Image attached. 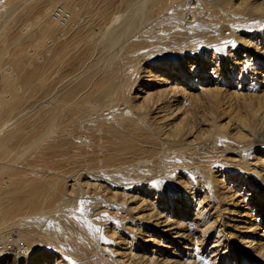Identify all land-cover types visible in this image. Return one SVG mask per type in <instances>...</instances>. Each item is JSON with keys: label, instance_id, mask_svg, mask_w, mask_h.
I'll list each match as a JSON object with an SVG mask.
<instances>
[{"label": "bare ground", "instance_id": "6f19581e", "mask_svg": "<svg viewBox=\"0 0 264 264\" xmlns=\"http://www.w3.org/2000/svg\"><path fill=\"white\" fill-rule=\"evenodd\" d=\"M45 2L49 3L44 4L45 11L39 17L44 18L51 15L52 18L50 14L52 4L49 0ZM23 3L22 1L17 5L4 3L5 6L0 9V13L9 10V7L13 12ZM187 3L192 8L200 6L199 9L189 8L192 16L189 15L188 19L186 18L188 14H182L186 10ZM83 5L86 6V3ZM56 7L55 10L60 8L70 14L69 22L76 16L75 10L69 11L64 5ZM25 11L23 10L24 13ZM17 14L18 11H16ZM119 19L120 16L114 19V23L116 21L120 23L114 24L115 26L110 29L112 31L103 35L104 49L112 54L114 52L113 55L109 52L111 56L109 57V74L101 79L97 86L93 84L86 87L83 84L69 90L61 87L66 91L64 90L59 95L56 94L59 93L60 88H58L59 91L56 90L57 93L55 89L50 90L57 96L55 98H58V101L69 109V114H72L77 121L86 117L89 119L92 113L99 111L103 106H109L114 99L130 94L132 90L140 92L133 96L134 101L141 99L146 102L156 92H153L154 86L158 85L160 89L156 93L167 96L156 103V114L161 121V127L170 129L177 126V123L173 126L172 121L167 122L165 119L169 118L167 116L175 117V121L179 118L180 109H173L171 105V103H180L182 96L179 86L176 83H169L168 79L160 78L162 76L160 74H158L160 76L154 75L152 73L154 71L151 70V72L147 68L148 65L149 67L156 66V68L167 67V72L172 71L173 64L168 66L165 64L167 57L178 58L187 53H196V58L199 60L196 65L189 66L187 71L179 69L176 74L183 81V78L189 75V80L191 79L189 85L192 87L193 83H197L198 79L195 77L197 74L203 77L207 75V78L209 75L220 78L222 71H227L233 80L248 82L252 79L250 75H247L248 71L255 75L260 69L264 73V0H141L129 18L122 19V21ZM55 23L58 26L68 24L61 25L58 21ZM119 31L126 34L133 33V36L130 35L128 38L127 35H118ZM246 33L250 39L241 36ZM0 43L3 47L0 50L7 48L1 36ZM11 45L14 46V43ZM152 49L157 52L151 54ZM211 52L214 55L215 65L206 70V67L210 65L204 63L205 58L207 59ZM4 55L5 53L0 52V61ZM20 60L16 65L24 72L22 79L28 81L35 78L39 72L33 70L28 73L22 57ZM261 79L264 83V75ZM52 93H50L51 96H54ZM124 105L128 111L133 113L135 106H131L129 102ZM16 106L18 108V105L13 103L14 109H17ZM11 112L10 107L0 118H9ZM49 113L51 116L45 118L47 127L39 133V136L37 135L33 142L27 144L30 149L37 148L50 137L52 125H55L57 117ZM88 119L83 121L88 122ZM98 122L90 126L91 132L73 134L69 131L70 133L64 136L59 134L62 137L52 138V148L47 147L50 149V151L47 150L48 155L54 149H60L69 152L72 156L80 157L84 165L78 169L55 171L53 168H43L39 172L44 178L31 182H28V178L24 181L12 175L2 178L0 196L11 194L12 199L9 205L0 206V238L9 231L8 226H5V220L16 217L24 220L27 217V211L28 216H36V222L42 224L41 231L38 230L39 228H37L38 231L21 229L20 238L28 240L29 237L30 247L27 252L23 246V252L18 249V253L23 257L16 258H24L26 264H264V234L260 232L264 230L263 223L259 225L257 221H254L253 213L248 207V212H239L237 220H234L236 224L232 229L233 233H230V243L233 246L231 256L225 255V249V251H220L221 246L217 245L215 240L214 246L210 248L214 257H204L200 250L206 249L207 239L212 234L210 232H216L217 229L212 224L217 223L220 214L216 213L217 216L212 217L215 211L210 214V210L202 206V202L192 201L190 195L196 192L197 186L192 189L193 191H188L182 188L180 178L175 177L176 174L178 176L189 174L193 179L202 183L200 187L212 190V196L215 199L220 194V190L217 191L218 195L217 192H213L215 186L212 185L217 180V176L215 180H213L214 176H211L213 169H215L213 174H216V169H218L242 177L248 175L244 177V181L253 183L250 184L252 187H250V193H247L248 196L264 202V129L260 128L261 131L257 132L254 127L249 126L248 132L251 133L254 142L248 154L244 153V146L241 143L239 146L235 144V147L230 148L224 137L215 134L211 140V156L201 162L199 152L195 149L192 153L193 148L189 149L192 154L187 155L188 152L186 156L180 154L179 149H176L178 153L173 151L176 154L172 155L173 152L170 154L169 149L161 147L162 144H170L171 140L167 138H157L154 142L132 141L130 138L134 136L133 129L126 125L139 126L127 113H120L118 118L103 117ZM14 128L18 132L21 129V127L18 129L10 119L0 124V136L9 135L7 138H0V150L2 152L6 150L4 153L13 146L8 147L14 144L13 138L18 140L16 136L12 138L16 134H12V131H17ZM55 128L57 133L59 127ZM64 129H62L63 132ZM141 130L142 128L139 132ZM103 131H105V136H101ZM159 146L160 149H158ZM225 147H228L229 151H226ZM146 149H151V156L155 157L151 166L145 165L148 164V159L143 160L141 157ZM257 151L261 156L256 154ZM223 153L227 154L222 156L224 158L221 157ZM50 158L53 161V157ZM101 164L102 166L99 167ZM10 165L12 166V164L1 162L0 171ZM136 166L142 168L139 171L143 170L141 175L139 174L138 181L134 174L139 171L135 170L133 175L129 174ZM118 170L119 175L122 174V170L123 173L125 170L127 175L124 173L125 176L119 177L117 174L118 177H116ZM251 174L255 177L250 179ZM60 176L64 179V185L52 187L51 179ZM154 195L155 202H151ZM194 203L199 209L196 210L195 217L192 219L190 216L186 217V213L190 212L191 206L193 209L192 204ZM231 203L227 206L234 208L235 204L231 205ZM162 205L169 206L168 214H164L161 209ZM60 211H68L69 214L60 218L58 223L51 227L48 223L59 219L58 212ZM229 212L231 215L234 214L231 210ZM200 224L204 225L201 231L199 230ZM115 231L129 234V236L133 235L134 243L125 244L116 239L115 235L113 239L112 234H115ZM197 232L202 234L201 240L199 239L201 244L196 241ZM219 232L223 234L224 239L228 236L226 232L221 230ZM8 249L6 247L3 252H0V257L8 255L10 251Z\"/></svg>", "mask_w": 264, "mask_h": 264}, {"label": "rangeland", "instance_id": "374dc122", "mask_svg": "<svg viewBox=\"0 0 264 264\" xmlns=\"http://www.w3.org/2000/svg\"><path fill=\"white\" fill-rule=\"evenodd\" d=\"M20 1L24 3L15 11L12 12L9 7V10L1 11L0 13V36L4 41V45L7 46L6 49L0 50L1 53H5L0 61V80L2 79L0 82V116L4 114L6 109L10 107L12 108L11 116L9 118H0V124L7 121V119H10L18 129L21 127L19 132L15 128L14 130L17 131H12V134L18 133L17 135L15 134L12 136V138L16 136L15 138L18 140L16 141V139L13 138L12 140L15 141L14 144L12 143L8 147L10 148L12 145L13 146L10 149H7L8 151L6 153H4L6 150L3 152L0 150V163L12 164V166L10 165L11 169L8 167L0 171V187L2 185V178L9 175L24 181L28 178V182H31L44 178L39 172L42 171L43 168H53L55 171H72L78 169L80 166L84 165L81 162L80 157L72 156L69 152L61 151L60 149H54L52 153L50 152L49 155L47 154L48 151H50L48 148H52V140L57 137H62L59 134L64 136L70 132L73 134H84L85 131L91 132L89 129L90 126L101 121L103 117L114 116V118H118L120 113H127V115H129L131 119L135 123H138V126L142 128L139 132V127L126 125L133 129L134 136L130 138L132 141L154 142L157 138H167L171 140L170 144H162L161 147L169 149V153H172L173 151L178 153L176 149H179L181 150L180 154L186 156L188 152L187 155H189L191 151L193 153L196 149V151L199 152L202 162V160L211 156V140L212 136H215V134L224 137L230 148L235 147V144H238L239 146V143H241L244 146L245 154L251 152L250 148L253 145L254 139L251 137V133L248 132L249 126L254 127L257 132L264 129L262 128L264 127V105H262L264 104V83H262L261 79V76L264 75V73L262 70H258L260 76L258 74L254 75L251 71H248L247 75H250L252 78H250L251 80L248 82H243L241 80L238 81V79L233 80L231 74L227 71H222L223 73L220 74V78H215L211 75L207 78V75L203 77L197 74L195 75L198 79L197 83H193L192 87L189 85V83H191L189 75L183 78V81L180 80L176 74L179 69L187 71L189 66L196 65L199 61L198 58H196V53L184 54L186 57H167L165 58V64L166 66L173 64L172 71L167 72V67L156 68V66H150V68L148 65L147 68H149L150 71H154H151L154 75L160 74L162 75H158L160 78L168 79L169 83H176V85L179 86L180 95L182 96L180 97V103H171L173 109H180L178 114L179 118L175 121V117L167 116L169 118L165 119L167 122L172 121L173 126L177 123V126L170 129L167 127H161V121H159V117H157L158 115L156 114V103L165 99L167 96L164 97L156 93L158 92V89H160L158 85L154 86L155 88L153 92H156L152 97H149L146 102H143L141 99L137 100V102L134 101L133 96L140 92L138 90H132L128 95L120 96L116 100L114 99L110 103L111 105L103 106L99 111L92 114L90 113L91 115L89 119L87 117L83 119H86V121L88 119L90 122L92 121L91 123L80 119L77 121L73 118L72 114H69V109L62 105L58 101L59 99L55 98V96L64 92L65 89L61 87H65L67 88L66 90H69L72 87L83 84L86 87L93 84L97 86L100 80L109 74V59L111 58L110 55L112 53L104 49L103 35L112 31L110 29L115 26L114 24L120 23L119 21L114 23V19L117 17L120 16V21L129 18L133 14V9L136 5H139L141 0H53L52 2L49 0L52 4L50 8V14L52 15V12L57 8L56 6L64 5L69 11L75 10L76 16L73 17V20L71 19L66 26H58L52 19L53 17H50L51 15L44 18L39 17V15L43 14L45 11V5L49 3H46L45 1L48 0H0V9L5 6L4 3H8V5H17ZM85 3L86 6L83 5ZM82 5L85 8L81 7ZM189 8L199 9L200 6L192 8L190 4L187 3L186 10L182 13L183 15L188 14L186 16L187 19L189 18V15L192 16ZM23 10H26L27 12L25 11L24 13ZM16 11H18L17 15ZM117 34L122 36L127 35V37L130 35L133 36V33L126 34L125 32L122 33L120 31ZM241 36L250 39L248 33L245 35L241 34ZM127 37L125 38L127 39ZM126 39L125 43L127 44L128 42ZM13 43L14 46L11 45ZM1 47L2 45L0 43V49ZM51 52H53L52 55ZM155 52H157V50H151V54ZM48 54L50 56H48ZM213 56V52H211L209 57L207 59L205 58L206 62L204 63L210 65V67H206V70H208L207 68H213L215 65L213 62ZM20 57H22V62H24L25 69L28 70V73L33 70L39 72L35 78L28 81L22 79L24 72L16 65L18 60L21 61ZM208 80H210V82H208ZM239 86H241V88H239ZM253 87L255 89H253ZM58 88H60V91ZM50 90H54L55 93H57V90L59 93L54 95L55 93H52ZM50 93L54 96H51ZM141 95L143 96V93H141ZM52 101L54 102L52 103ZM55 101H57V103H55ZM127 102H129L131 106H135L132 110L133 113L130 110L128 111V108L124 105H127ZM13 103L18 105V108L16 106L17 109H14ZM49 112L53 115L55 114L58 118L55 119V125H52L53 129L51 128L52 131L50 130V137L48 140L46 139L42 142V145H39L35 149H30L27 144L33 142L37 135L39 136V133L47 127L48 124L45 118L51 116ZM137 116L139 117L138 119ZM23 123L24 125L21 126ZM55 127H59L60 129H58V131L56 130L57 133L55 132ZM64 128L68 129L65 130ZM260 128L261 130H259ZM62 129H64V132L66 133H64ZM1 136L0 138H7L9 135L7 136V134H4L2 137ZM101 136H105V131L101 132ZM23 138L24 140H22ZM161 147L159 146L158 149ZM192 148L194 150L189 151V149ZM225 148L226 151H229L228 147ZM155 149H157V147ZM175 152H173L172 155H174ZM223 154L224 155H221V157L227 155L226 153ZM256 154L261 156L259 151H257ZM151 155V149H146L141 154L143 160L148 159V164L150 162L149 165L147 163L145 164L147 166H151L154 163L153 159H155V157L153 158ZM50 157H53V161ZM101 166L102 164L99 167ZM139 169L141 170L142 168H137L136 166L134 170L131 169L133 172L131 171L129 174L131 173L130 175H133L136 171H139ZM142 171H139V173L136 172L138 176L136 173L134 174V177H137L136 181L139 180ZM213 171H215V169H213ZM213 171L211 175L212 177L214 176L213 180L217 178L216 182H213L215 185L212 183V186H215L213 187L214 189L212 188L213 192L216 193L220 190L219 195L218 192L216 193L218 195L216 196L217 199H214L212 196V190L210 191L208 188L200 187L202 183L193 179L189 174H179V176L176 174L175 177L180 178L179 181L183 184L181 185L182 188H186L188 191H191L197 186L196 192L190 195L192 201H195V203H198L199 201L202 202V206H205L208 211L210 210V214L215 211V213L212 214V217L217 216L218 213L220 214V219H218L217 223L212 224V226L217 229L216 232H210L212 234H210L207 239L206 249H202V251L200 250V253L203 254L204 257L213 258L214 256L211 254L210 248L214 246L216 240L217 245L222 247H220V251L226 250L225 255L230 257L233 249L232 243H230V233H233L232 229L236 224L234 220H237L238 213L243 211L248 212V208L251 209L255 219L254 221H257L256 223H259V225L263 223L262 228L264 229V202L257 201L255 197L248 196L247 193H250V187H252L250 184H253L252 182L248 183L249 181H244V177H248V175H243L242 177L235 173H233L234 175L230 173L228 174V172L220 171L218 169H216V174H213ZM117 172L119 173L115 174L116 177L120 174L119 170ZM121 173L122 174L119 175V177L127 175L125 170V175L123 170ZM251 177L255 176L251 174L250 179ZM51 185L52 187L64 185L63 177L60 176L51 179ZM154 197L155 195L152 197L151 202H155ZM11 199V194L1 195L0 206L9 205ZM219 199L222 201L218 202L217 200ZM228 203H231V205L235 204L234 208L227 206L229 205ZM194 204H192L193 209L191 206V209L189 210L190 212L186 213V217L190 216L192 219L195 217L194 213L199 207ZM161 207L164 214L169 213L168 211L170 208L168 205H162ZM215 207H217L216 210ZM224 209L226 212L223 211ZM230 210L234 213L233 215L229 214ZM26 213L27 217H24V220H22L21 217L5 220V226H8L9 231L5 233L4 237L0 238V252H3L6 247L9 248L10 251L8 255L0 257V264H26L24 258H16L22 256L18 253V249L23 252V246L26 248L27 252L28 247H30L29 237L28 240L20 238L21 229L27 228L37 230V228H39V231L42 230V224L36 222V216H28V211ZM68 214V211H60L58 212L59 219L48 224L52 227L58 223L60 218L68 216ZM204 220L208 221V219L206 220L205 218ZM228 224L229 226L227 227ZM129 225L130 224L128 223V226ZM199 227V230L201 231L203 230L204 225L200 224ZM219 230L228 234V236H225L226 240L223 238L224 236H222L223 234H221ZM117 232L115 231V234H112L113 239L115 235L116 239L119 241L121 240L125 244L134 243L133 235L129 236V234L126 235L123 234V232ZM260 232L261 234H264V230H261ZM234 233H236V235L238 234L237 232ZM219 234L220 236H218ZM195 236L198 238L196 240L197 243L201 244V232H197ZM219 238L220 242L223 240L221 243H218ZM226 247H228V249H226Z\"/></svg>", "mask_w": 264, "mask_h": 264}, {"label": "built area", "instance_id": "2783aa9c", "mask_svg": "<svg viewBox=\"0 0 264 264\" xmlns=\"http://www.w3.org/2000/svg\"><path fill=\"white\" fill-rule=\"evenodd\" d=\"M52 17L55 21L60 22L61 25H65L66 23L69 22L70 14L58 8L55 11H53Z\"/></svg>", "mask_w": 264, "mask_h": 264}]
</instances>
